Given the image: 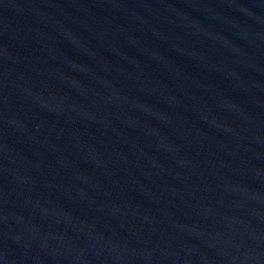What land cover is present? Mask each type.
I'll list each match as a JSON object with an SVG mask.
<instances>
[{"label": "water", "instance_id": "obj_1", "mask_svg": "<svg viewBox=\"0 0 264 264\" xmlns=\"http://www.w3.org/2000/svg\"><path fill=\"white\" fill-rule=\"evenodd\" d=\"M0 264H264V0H0Z\"/></svg>", "mask_w": 264, "mask_h": 264}]
</instances>
